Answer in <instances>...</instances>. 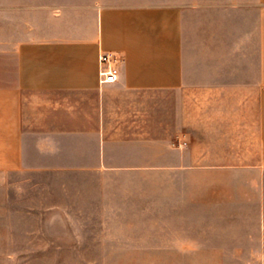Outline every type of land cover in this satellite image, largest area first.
<instances>
[{"label": "crops", "instance_id": "obj_1", "mask_svg": "<svg viewBox=\"0 0 264 264\" xmlns=\"http://www.w3.org/2000/svg\"><path fill=\"white\" fill-rule=\"evenodd\" d=\"M36 176L120 230L32 231ZM165 256L264 264V0H0V264Z\"/></svg>", "mask_w": 264, "mask_h": 264}, {"label": "rangeland", "instance_id": "obj_2", "mask_svg": "<svg viewBox=\"0 0 264 264\" xmlns=\"http://www.w3.org/2000/svg\"><path fill=\"white\" fill-rule=\"evenodd\" d=\"M124 177H112L113 183ZM60 180V182H59ZM58 181V185L56 183ZM31 230L32 231H104L120 230L115 223L120 215L118 207H92L90 195L82 190L87 177H79V192H72V177H31ZM75 184V183H74ZM63 191H57L56 187ZM116 187L115 184L112 186ZM69 190V191H68ZM119 192L112 191V202L118 200ZM77 195L79 199L77 200ZM15 200H24L15 194ZM27 200V195H26ZM8 225H5V229ZM160 264H171V256L159 257ZM224 264L262 263L263 257H209V262Z\"/></svg>", "mask_w": 264, "mask_h": 264}, {"label": "built area", "instance_id": "obj_3", "mask_svg": "<svg viewBox=\"0 0 264 264\" xmlns=\"http://www.w3.org/2000/svg\"><path fill=\"white\" fill-rule=\"evenodd\" d=\"M122 58L115 52H105L100 56V80L103 83L116 81L121 74Z\"/></svg>", "mask_w": 264, "mask_h": 264}]
</instances>
